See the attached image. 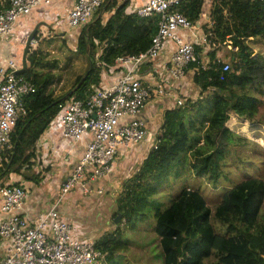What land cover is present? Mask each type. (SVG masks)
<instances>
[{
  "label": "trees",
  "instance_id": "trees-1",
  "mask_svg": "<svg viewBox=\"0 0 264 264\" xmlns=\"http://www.w3.org/2000/svg\"><path fill=\"white\" fill-rule=\"evenodd\" d=\"M205 1L183 0L177 11L195 25ZM8 2L0 0V11ZM127 7L128 0H104L91 22L78 29L75 52L86 57L88 69L77 76L63 96L56 98L50 92L55 80L51 70L55 68L37 72L38 67L47 69L55 62L45 61L47 55L38 49L30 50L27 69L18 75L35 87V93L23 98L25 115L13 128L12 148L0 166V187L11 175L38 184L43 177L41 172L34 173V167L40 164L37 143L58 115L59 104L69 98L85 100L92 87L99 86L102 72L113 66L118 57L137 55L149 48L157 30L156 18H140L127 13ZM104 14H109L105 22ZM209 17L211 25L204 28L212 49L207 53L208 69L202 70L196 64L187 67L194 71L192 82L204 97L195 103L188 99L186 106L164 112L154 144L140 166L122 181L114 200L113 220L119 214L120 223L95 241V249L103 256L102 264H118L114 256L128 250L122 241L121 223L133 231L137 223L148 219V208L157 204L150 199L182 155L192 156L190 166L196 175H206L213 183L218 181L226 149L236 136L226 126L230 114L253 122L263 102L251 94H264V58L254 55L251 43L264 37V2L212 0ZM37 39L38 33L34 40ZM223 47L230 69L220 80L225 63L217 59V53ZM195 52L201 59L202 48L195 46ZM201 102L210 104L211 115L199 120L196 116L201 111L196 107ZM230 123L233 125V119ZM263 203L264 182L255 178L227 190L213 212L198 190L182 189L169 206L157 208L153 215L162 264H264V218L260 219ZM212 219L225 228L224 234L216 232Z\"/></svg>",
  "mask_w": 264,
  "mask_h": 264
},
{
  "label": "built area",
  "instance_id": "built-area-1",
  "mask_svg": "<svg viewBox=\"0 0 264 264\" xmlns=\"http://www.w3.org/2000/svg\"><path fill=\"white\" fill-rule=\"evenodd\" d=\"M51 0H9L0 11V43L13 34L17 20L33 9ZM183 0H148L134 13L140 18L157 20V30L149 48L137 55L118 57L106 71L113 73L110 86L92 87L85 100L69 98L59 104L56 118L61 123L64 139L78 142L89 133L92 136L83 157L62 184L57 203L30 222L20 214L27 191L22 185L4 184L0 187V211L7 217L0 220V239L8 242L5 257L0 264H102L103 256L95 249V241L82 239L76 228L60 213L59 204L75 188L88 194L114 168V160L122 148L145 141L148 130L139 116L148 101L166 94L167 83L162 80L154 86L139 77L141 67L156 61L174 43L168 76L181 81L190 64L208 69L195 52V44L185 42L177 32L192 28L187 18L177 11ZM261 1L264 0H247ZM104 0H74L68 13L71 29H82L93 19ZM35 43V40H33ZM201 43L208 45L206 36ZM20 69L14 60L0 65V166L7 161L11 150V134L18 119L25 115L23 98L35 93V87L17 74ZM229 64L222 66L220 80L229 72ZM194 74V72H193ZM176 101V106L185 103ZM4 155V156H3ZM98 195L102 189L96 188Z\"/></svg>",
  "mask_w": 264,
  "mask_h": 264
},
{
  "label": "crops",
  "instance_id": "crops-1",
  "mask_svg": "<svg viewBox=\"0 0 264 264\" xmlns=\"http://www.w3.org/2000/svg\"><path fill=\"white\" fill-rule=\"evenodd\" d=\"M147 1L148 0H128L126 12L134 13L138 7L144 5ZM211 3L212 0L205 1L199 21L195 25H192L190 30H179L177 32L185 42H192L196 46L202 48L201 60L203 62L208 60L207 53L209 51H207L205 44L201 43V39L205 36L204 28H209L211 25L209 17ZM73 4L74 0H51L49 3L41 4L33 9L29 15L20 17L15 23L12 36L3 39L0 43V65H3L8 60H14L21 68V58L25 42L37 24L42 25L39 27V32H37L40 38H38L37 41L35 40V42L43 41L40 46L38 45L40 47L39 50L42 52L47 53L46 48L43 46L45 41L51 42L50 48H53L57 41H60L58 42L59 44L70 41L71 45L75 47L79 30L71 29L68 25V13L72 9ZM108 17L109 14H104L103 21L105 22ZM31 49L32 48H30V50ZM174 50V43H170L169 47L160 58L151 64L144 65L139 72L141 80L148 85L154 86L162 80L167 83L166 94L162 97H152L139 116L148 130L145 141L129 148H122L115 157L113 170L104 179L91 185L92 190L99 188L102 189V194L103 192H109L110 194L114 187L120 185L119 181L125 179L123 178L124 176H131L140 166L154 144L155 138L159 134L164 112L176 108V101L178 99H182L185 102L190 99L193 103H195L197 99H203L204 96L199 95V88L192 82L193 70L186 68L185 76L179 82L173 81L168 76L167 69L169 67V60ZM55 71V69L51 70L55 76L54 81H57L58 79L55 75ZM113 79V73L104 70L101 74L100 85L104 87L110 86ZM232 115L233 113L230 114V119H233L234 116ZM91 139L92 136L89 133H86L78 142L64 139L61 135L60 121L55 118L51 122L48 129L43 133L37 143L36 155L40 164L34 167V173L41 172L43 179L38 184H35L19 176L11 175L5 181V184L19 183V185H22L27 191V197L20 211L22 216L32 222L57 203L62 184L79 164L84 155L86 146ZM146 145H148V147H146ZM45 168H47L48 171H45ZM75 189H77L76 192L68 193L63 198V201L70 198V200H74L77 203L76 205H79L85 196L89 197L94 195L95 197L98 195L95 191H91L92 193L88 196L83 194L80 188ZM88 202L90 203V201L87 200V203ZM60 205L61 203L59 204L60 213L65 217L66 215L62 212ZM71 206L75 205L71 203ZM6 217L7 216L0 211V220ZM7 248L8 242L0 239V262L5 257Z\"/></svg>",
  "mask_w": 264,
  "mask_h": 264
},
{
  "label": "rangeland",
  "instance_id": "rangeland-1",
  "mask_svg": "<svg viewBox=\"0 0 264 264\" xmlns=\"http://www.w3.org/2000/svg\"><path fill=\"white\" fill-rule=\"evenodd\" d=\"M42 42L34 43L33 41L30 48L32 50H39ZM58 42L60 41L55 42L56 44L53 48H50L51 42L45 41L43 43L47 53L40 51L47 55L45 61H54L55 64H49L47 69L41 70L43 67H38L37 69V72H48L51 68H55V75L58 80L54 81V84L50 87V92L56 98L69 92L75 78L85 74L88 69V60L85 56L75 52V47L71 45L70 41L60 44ZM251 45L254 55L264 58V37L255 39ZM205 46L207 47V51H211L208 45ZM217 59L228 63L225 47L221 48L217 53ZM251 94L263 102L259 105L253 122L239 119L234 114L232 115L234 116L233 125L230 123L232 119H229L227 122L226 126L236 136L226 149V154L221 164L222 172L218 181L213 183L206 175H196L190 166L192 156L190 154L182 155L180 163L174 166L168 178L163 182V185L151 198L152 200L150 199L153 202L155 200L157 204L148 208L146 212L148 219L137 223L133 231L128 229L124 222L121 223L120 229L123 231L122 241L128 245V250L117 253L114 256L116 263L162 264L159 238L153 230L155 224L153 215L157 208L163 210L169 206L170 202L182 189L198 190L213 212L215 207L221 202L223 194L236 184L249 178L259 179L264 182V94L262 97L257 92H251ZM197 106L196 109L201 111L200 116H196L197 119L201 120L204 115H211L210 104L201 102ZM199 136L202 138V131L199 133ZM237 137H240L242 140H238ZM204 140H206V137ZM202 142L203 139L200 140V144ZM123 178L127 179L128 177L124 176ZM122 181L123 179L119 181L120 185L114 187L110 194L109 192H103L102 195L89 196L95 191L91 190L92 192L90 191L88 194H85L89 197L85 196L79 205H76L77 203L74 200H70V198L66 201L62 200L60 207L66 215L64 218L73 228H76L78 237L97 240L104 233L113 231L120 223L121 216L119 221L114 223L113 214L115 213L114 200L121 191ZM76 190L74 189L71 192H76ZM87 200L90 203H87ZM71 203L75 206H71ZM263 218L264 203L260 212V219ZM211 223L216 232L220 234L225 233V228L219 222L212 219Z\"/></svg>",
  "mask_w": 264,
  "mask_h": 264
},
{
  "label": "water",
  "instance_id": "water-1",
  "mask_svg": "<svg viewBox=\"0 0 264 264\" xmlns=\"http://www.w3.org/2000/svg\"><path fill=\"white\" fill-rule=\"evenodd\" d=\"M42 24H37L35 25L34 29L31 31V33L29 34V36L27 37V40L25 42V46L23 49V53H22V58H21V68L17 71V74L22 73L23 71H25L27 69V58H28V54H29V50H30V46L39 30V27ZM84 78L81 79V81L79 82V85L83 82ZM120 219V215L118 214L114 220V223H117Z\"/></svg>",
  "mask_w": 264,
  "mask_h": 264
}]
</instances>
